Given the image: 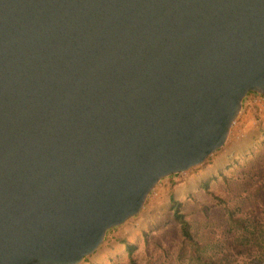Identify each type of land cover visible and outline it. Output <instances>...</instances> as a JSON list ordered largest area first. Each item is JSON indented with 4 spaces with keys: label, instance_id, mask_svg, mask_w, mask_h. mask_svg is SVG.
Instances as JSON below:
<instances>
[{
    "label": "water",
    "instance_id": "1",
    "mask_svg": "<svg viewBox=\"0 0 264 264\" xmlns=\"http://www.w3.org/2000/svg\"><path fill=\"white\" fill-rule=\"evenodd\" d=\"M264 94V0H0V264H76Z\"/></svg>",
    "mask_w": 264,
    "mask_h": 264
},
{
    "label": "rangeland",
    "instance_id": "2",
    "mask_svg": "<svg viewBox=\"0 0 264 264\" xmlns=\"http://www.w3.org/2000/svg\"><path fill=\"white\" fill-rule=\"evenodd\" d=\"M172 201L191 223L182 239ZM125 243L132 248L127 253ZM264 264V94L248 92L223 145L161 178L142 207L76 264Z\"/></svg>",
    "mask_w": 264,
    "mask_h": 264
},
{
    "label": "trees",
    "instance_id": "3",
    "mask_svg": "<svg viewBox=\"0 0 264 264\" xmlns=\"http://www.w3.org/2000/svg\"><path fill=\"white\" fill-rule=\"evenodd\" d=\"M171 209H172L173 218L179 225L182 239L185 240L186 242H189L190 244H192L191 242L196 243L197 241L195 240L193 236V232L191 230V223L185 218L183 213L180 211L179 202L172 201ZM125 247L127 253L128 254L131 253L132 250L131 246L125 243ZM217 264H222V263L218 262ZM223 264H227V263H223Z\"/></svg>",
    "mask_w": 264,
    "mask_h": 264
}]
</instances>
